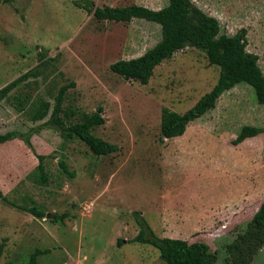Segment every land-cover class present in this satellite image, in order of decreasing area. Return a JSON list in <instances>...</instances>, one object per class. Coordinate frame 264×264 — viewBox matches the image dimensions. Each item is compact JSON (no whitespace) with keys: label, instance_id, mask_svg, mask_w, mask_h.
Returning a JSON list of instances; mask_svg holds the SVG:
<instances>
[{"label":"rangeland","instance_id":"obj_1","mask_svg":"<svg viewBox=\"0 0 264 264\" xmlns=\"http://www.w3.org/2000/svg\"><path fill=\"white\" fill-rule=\"evenodd\" d=\"M0 1V88L37 66L40 52L48 54L53 59L40 66V74L21 82L12 94L27 92L32 100L53 102L59 88L74 81L63 102L65 124L100 106L104 123L92 133L119 148L96 156L80 139H65L44 125L49 116L31 121L29 106L18 112L12 101L0 103V133L37 127L31 141L46 156L47 176L46 182L40 180L38 160L21 139L0 144V188L15 204L0 200V264H21L35 249L47 250L37 256L38 264H166L153 246L130 242L139 229L134 211L142 213L157 236L207 243L224 264L223 245L252 211L245 202L226 205L224 198L243 184L248 189L258 184L264 192V132L237 145L231 142L243 125L264 130V105L253 88L237 84L214 109L190 123L184 137L161 139V108L184 112L218 78V66L210 65L202 50L177 51L141 84L109 66L153 46L161 37L159 24L138 18L97 20L74 3L84 0ZM90 1L99 7L137 4L154 10L168 2ZM192 1L215 16L222 31L245 29L246 49L257 54L264 73V0ZM198 206L195 219L159 217L166 209L185 212ZM21 207L51 217L39 218ZM63 213V220L52 221L53 214ZM249 264H264V248Z\"/></svg>","mask_w":264,"mask_h":264},{"label":"trees","instance_id":"obj_2","mask_svg":"<svg viewBox=\"0 0 264 264\" xmlns=\"http://www.w3.org/2000/svg\"><path fill=\"white\" fill-rule=\"evenodd\" d=\"M4 1L9 2L12 0ZM74 3L77 7L92 12L97 20L127 22L138 18L160 25L161 37L153 46L137 57L119 59L110 64L111 71L126 80H135L141 84L148 83L157 65L186 47L202 50L208 63L218 66L219 74L215 84L190 108L182 113L168 107L161 108V139L181 136L190 122L214 109L220 96L239 83L251 86L257 102L264 105V73L259 66L257 54L246 49L245 29H240L234 34L222 31L219 20L202 10L192 0H168L165 6L157 10L137 4L99 7L93 6L90 0H84L83 4L80 2ZM38 55L40 62L37 66L25 71L0 88V103L12 101V105L18 112L24 111L26 106H29V119L31 121H40L49 116L44 125L56 128L65 139H80L96 156L116 152L119 149L116 144L92 133L94 127L104 123L102 107L99 106L92 113H83L81 119L77 122L65 124L61 117V113L64 111L63 102L68 88L75 86L74 81L62 85L54 96L53 102L40 97L32 100L27 92H18L17 95L12 94V91L21 82L27 81L30 77H37L40 74V66L53 59L43 52ZM36 130L37 127L29 129L26 133H20L16 130L0 133V144L15 138L21 139L32 150L38 160L35 169L39 173L40 180L46 182L47 176L43 163L46 156L38 154L34 150L31 141L32 133H35ZM263 132L264 130L261 127L243 125L231 142L233 145H237L245 139ZM58 164L63 172H68L64 161L59 160ZM69 174L71 173L69 172ZM0 200L15 206L3 194L1 188ZM21 208L39 218L46 216V213L35 207ZM53 215L52 221L54 222L61 221L67 216L65 213ZM133 215L139 229L137 234L130 239V242L153 246L158 250L161 260L166 264H219L217 251L212 250L207 243H189L184 239L159 237L154 233L140 211H134ZM120 242L121 239H118L117 245ZM223 247L226 252V257L223 259L224 264L251 263L257 253L264 248V201L260 203L252 217L244 222L242 227L234 233L231 240L225 243ZM2 249L3 243L0 244V255ZM46 251L35 249L29 258L21 264H38L37 256ZM6 264L14 263L8 262Z\"/></svg>","mask_w":264,"mask_h":264},{"label":"crops","instance_id":"obj_3","mask_svg":"<svg viewBox=\"0 0 264 264\" xmlns=\"http://www.w3.org/2000/svg\"><path fill=\"white\" fill-rule=\"evenodd\" d=\"M190 123H192V122H190ZM189 124L187 125L186 128L189 127ZM195 127H197L199 129V130H197L198 134L204 135L203 134L204 130L201 127H199L197 125ZM185 132H186V130H185ZM185 132L181 135V137H184ZM263 188H264V184H263ZM260 190H263V189H260L258 184L251 185L249 187V189H248V186L243 184L240 187H238L235 191H230L227 194V197L224 198V202L227 201L226 205H228V204L229 205H234V204H238L240 202H245L244 206L246 208H248V209H252L251 215H250V218H251L252 215L255 213V211L258 209L260 203L262 201H264V192L260 191ZM201 207L198 206V208H191V209H189V210H187L185 212H182V211H180V210H178L176 208H172L170 210L166 209L163 212H161L159 217L160 218H163V217H165V218L166 217H176V219H179L180 215H183V217L185 219H195L194 215L199 212V209ZM162 237L176 238V237L171 236V235H164Z\"/></svg>","mask_w":264,"mask_h":264},{"label":"water","instance_id":"obj_4","mask_svg":"<svg viewBox=\"0 0 264 264\" xmlns=\"http://www.w3.org/2000/svg\"><path fill=\"white\" fill-rule=\"evenodd\" d=\"M46 217H51V215L50 214H47Z\"/></svg>","mask_w":264,"mask_h":264}]
</instances>
